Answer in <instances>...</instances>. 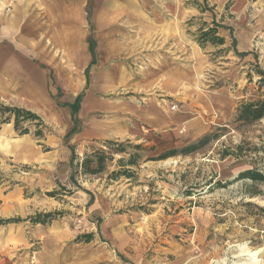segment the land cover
Returning a JSON list of instances; mask_svg holds the SVG:
<instances>
[{
	"label": "rangeland",
	"instance_id": "rangeland-1",
	"mask_svg": "<svg viewBox=\"0 0 264 264\" xmlns=\"http://www.w3.org/2000/svg\"><path fill=\"white\" fill-rule=\"evenodd\" d=\"M173 4L163 28L143 34L164 42L143 50L158 47L172 55L180 87L161 97L175 115H184L181 135L194 139L167 148L135 136L90 139L86 122L93 111L86 105L92 87L96 99L139 101L144 94L126 87L103 90L108 78L100 71L93 77L91 66L75 78L72 89L62 70V75L52 71L62 120L56 123L28 109L45 126L21 118L16 129L14 115L7 121L10 113L0 114V264H264V116L251 123L237 120L240 104L261 96L256 68L264 71V0ZM7 14L0 12V47L9 48V34L1 28ZM216 24L224 44L201 39L200 30ZM88 30L94 40L92 64L98 65L102 29L89 20ZM80 94V133L67 138L73 121L66 104ZM2 106H15L5 87ZM11 127L13 135H32L45 154L52 151L56 157L39 160L28 149L33 159L15 161L9 152ZM25 128L29 132L21 134ZM39 129L43 137L37 136ZM203 136L208 141L189 154L158 157ZM70 146L80 158L74 163ZM99 151L108 156L103 170L83 173L76 163ZM249 170L262 177L250 178Z\"/></svg>",
	"mask_w": 264,
	"mask_h": 264
},
{
	"label": "crops",
	"instance_id": "crops-1",
	"mask_svg": "<svg viewBox=\"0 0 264 264\" xmlns=\"http://www.w3.org/2000/svg\"><path fill=\"white\" fill-rule=\"evenodd\" d=\"M174 1L178 0H0V12L6 15L9 11L1 26L7 31L4 34H9L5 36L9 39V48L0 47V89L6 88L11 105L43 113L51 121H60L63 117L53 96L58 86L54 89L50 83L52 71L62 75V70L69 77L72 89L75 78L91 66L93 77L100 71L108 78L103 81V90L126 87L144 95H140L139 101L96 99L92 87L88 93L93 94H87L86 108H92L95 113L92 112L86 122L88 138L135 136L163 148L194 139L189 133L181 135L184 115H175L165 107L161 97L173 93L175 85L180 87V81H174L172 55L158 47L143 50L144 45L151 42H164L143 34L163 28L167 21L165 13L168 8L173 10ZM89 20L96 29H102L101 39L97 40L102 46L97 51L98 65L92 64ZM131 30H134L133 35ZM114 60L118 63L105 67V61ZM133 62L140 63L141 68L135 69ZM150 91H155L157 96L145 95ZM98 111L102 115L99 116ZM14 133L15 130L9 128L12 139L9 152L13 153L15 161L26 163L33 159L28 149L39 156V160L56 157L52 151L45 154L32 135Z\"/></svg>",
	"mask_w": 264,
	"mask_h": 264
},
{
	"label": "trees",
	"instance_id": "trees-1",
	"mask_svg": "<svg viewBox=\"0 0 264 264\" xmlns=\"http://www.w3.org/2000/svg\"><path fill=\"white\" fill-rule=\"evenodd\" d=\"M207 1V0H205ZM197 4H199V2H195ZM203 9V8H202ZM204 11V10H202ZM218 25L216 24L215 27H211L208 30H204L201 29V39L203 40H211L213 43H219V44H224V38L221 36H217V29H218ZM90 42V50L92 52V54L94 53V40H92L90 38L89 40ZM200 42V40H199ZM202 42V41H201ZM236 40H233V43L235 44ZM240 56H245L248 53L244 52V53H240L237 52ZM257 73L260 76V79L258 81L260 89L259 91L261 92V96L257 99V100H251V101H243L240 106L238 107V115H237V120L238 121H243L246 123H251L253 121L259 120L264 116V71L258 66L257 68ZM82 94L78 95L76 97V99L74 100V102L71 103H67L66 105H68L71 109V116H72V120H73V127L71 128V130L67 133L66 137L70 138L73 134H75L78 129H79V120H78V112L80 110L81 107V99H82ZM3 112L6 113H10V115L8 116V118L6 119L7 121L11 120V115H14L15 117V127L16 129H19V120L22 118L24 120H30V121H36L39 120V122L37 123V126H41L45 124L43 123V120L41 119V117L31 111L28 110L26 108H21V107H17V106H2L0 108V114H3ZM1 117V116H0ZM2 119V118H1ZM29 130L28 128H25L21 131V134H26L28 133ZM37 136H44L43 134V130L39 129L37 130ZM209 139V136H203L202 138H200L198 141L188 144L184 147H182L181 149H171L163 154H161L159 157V159H164L167 158L169 156H174L177 154H189L195 150H197L198 148L202 147L203 144H205ZM140 147V146H138ZM71 150H72V158H71V163H74L76 160L80 159L78 154L75 152V149L70 146ZM154 149V148H153ZM108 158V156L106 155V153L104 151H99V152H94L92 154H87L82 162H77L76 165L78 167H80L82 169V172L85 174H96L99 173L103 170L104 168V161ZM133 163V162H131ZM245 174H247L250 178L252 179H259V177H262L261 175L258 174V172H253V171H247ZM71 180L77 184L76 180H75V173H73L71 175ZM52 214H46V216H51ZM86 238L87 241H89V238L91 237L90 235H85L83 236Z\"/></svg>",
	"mask_w": 264,
	"mask_h": 264
},
{
	"label": "built area",
	"instance_id": "built-area-1",
	"mask_svg": "<svg viewBox=\"0 0 264 264\" xmlns=\"http://www.w3.org/2000/svg\"><path fill=\"white\" fill-rule=\"evenodd\" d=\"M176 107H172V109H175Z\"/></svg>",
	"mask_w": 264,
	"mask_h": 264
}]
</instances>
